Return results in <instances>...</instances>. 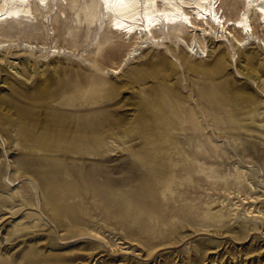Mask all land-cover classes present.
<instances>
[{
  "label": "rangeland",
  "instance_id": "1",
  "mask_svg": "<svg viewBox=\"0 0 264 264\" xmlns=\"http://www.w3.org/2000/svg\"><path fill=\"white\" fill-rule=\"evenodd\" d=\"M62 6L48 37L0 25V264H264L261 20L247 65L213 34L134 56L98 0Z\"/></svg>",
  "mask_w": 264,
  "mask_h": 264
},
{
  "label": "bare ground",
  "instance_id": "2",
  "mask_svg": "<svg viewBox=\"0 0 264 264\" xmlns=\"http://www.w3.org/2000/svg\"><path fill=\"white\" fill-rule=\"evenodd\" d=\"M53 1L56 11L51 9ZM63 1L0 0V25L8 22L38 24L39 18L40 26L48 37L50 30L44 25V21L50 19L55 24L60 21V13H64ZM241 2L242 12L235 19H227L220 12V0H98V6L106 26L121 35L130 45L136 46L132 50L134 56L142 48L153 43H163L166 38L184 42L183 39L188 34L193 42L186 45L183 55L192 58L190 52H195V55L204 53L201 46L197 47L196 41L198 43L200 39H208L213 44L210 39L213 34L222 38V42L225 40L227 45L237 50L247 65H251L254 56L245 54L246 48L251 45L248 40L256 36L252 16L261 20L259 28L264 35V0ZM259 41L264 44L263 38ZM2 44L0 42V47H3Z\"/></svg>",
  "mask_w": 264,
  "mask_h": 264
}]
</instances>
